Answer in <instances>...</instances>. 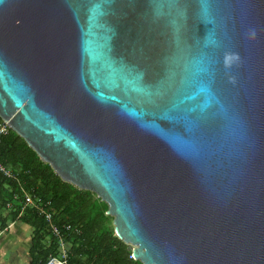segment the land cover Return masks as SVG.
Wrapping results in <instances>:
<instances>
[{"label":"water","instance_id":"1","mask_svg":"<svg viewBox=\"0 0 264 264\" xmlns=\"http://www.w3.org/2000/svg\"><path fill=\"white\" fill-rule=\"evenodd\" d=\"M0 118L135 261L264 264V0H0Z\"/></svg>","mask_w":264,"mask_h":264},{"label":"trees","instance_id":"2","mask_svg":"<svg viewBox=\"0 0 264 264\" xmlns=\"http://www.w3.org/2000/svg\"><path fill=\"white\" fill-rule=\"evenodd\" d=\"M0 163L13 171L26 188L52 203L58 224H71L80 230L69 238L72 246L68 264H142L133 259L128 245L109 227L108 204L101 198L96 199L94 193L64 182L12 129L7 135H0ZM5 185L9 194L4 191ZM11 190H17L15 181L0 174V200L4 201V208L11 201ZM7 195L9 198L5 201ZM13 215L16 221L18 212ZM20 219L34 229L30 249L32 264H46L58 255L56 240L47 231L43 218L28 209ZM47 237H51L49 244L45 241Z\"/></svg>","mask_w":264,"mask_h":264},{"label":"built area","instance_id":"3","mask_svg":"<svg viewBox=\"0 0 264 264\" xmlns=\"http://www.w3.org/2000/svg\"><path fill=\"white\" fill-rule=\"evenodd\" d=\"M11 130L9 124L2 120L0 123V135H7ZM0 174L9 180L15 181L17 190H11L12 197L6 205L7 210H15L19 207L18 219L24 216L28 209L34 210L43 220L47 231L56 240L58 255L51 257L46 264H68L70 256L69 238L72 234H79L80 230L71 224H58L55 221L56 212L50 201L39 198L34 190L25 187L20 178L8 167L0 163Z\"/></svg>","mask_w":264,"mask_h":264},{"label":"crops","instance_id":"4","mask_svg":"<svg viewBox=\"0 0 264 264\" xmlns=\"http://www.w3.org/2000/svg\"><path fill=\"white\" fill-rule=\"evenodd\" d=\"M4 191L7 193V185L4 186ZM3 202L0 200V205ZM9 211L4 206H0V264H23V259L28 254L30 256L34 229L20 218L14 221V215H9ZM17 223L21 225L17 227ZM29 235L31 237L30 247L25 241ZM24 261L26 262V259ZM30 263L32 264V259Z\"/></svg>","mask_w":264,"mask_h":264},{"label":"rangeland","instance_id":"5","mask_svg":"<svg viewBox=\"0 0 264 264\" xmlns=\"http://www.w3.org/2000/svg\"><path fill=\"white\" fill-rule=\"evenodd\" d=\"M7 193H8V191H7ZM93 193V192H92ZM9 194V193H8ZM94 197L96 198V199H98L99 198V196L97 195V194H95L94 193ZM9 198V196L7 195V196H5V201H7V199ZM2 205V204H1ZM0 205V206H1ZM18 208L19 207H15V210H10L9 211V215H12V214H14L15 212H17V210H18ZM6 210H7V208H6ZM8 211V210H7ZM107 216H108V218H109V222H108V225H109V227L111 228V229H113L114 230V232H115V224H114V217L113 216H110V215H108L107 214ZM21 224L20 223H17V227H19ZM116 234V233H115ZM30 235L27 237V238H25V241H26V244L30 247L31 246V241H30ZM46 243H50V241H51V237H47L46 238ZM72 243V242H71ZM70 243V247L72 246V244ZM28 258V259H27ZM26 259V262L24 261ZM25 259H23V264H31L30 263V261H31V258H30V256H29V254H28V256H26L25 257Z\"/></svg>","mask_w":264,"mask_h":264}]
</instances>
